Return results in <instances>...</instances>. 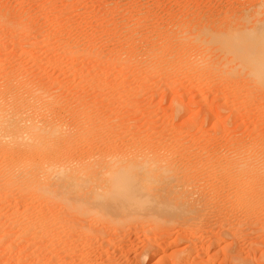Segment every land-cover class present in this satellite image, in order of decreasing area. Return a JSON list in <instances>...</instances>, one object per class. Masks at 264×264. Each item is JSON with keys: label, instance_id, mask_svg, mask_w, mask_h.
I'll return each instance as SVG.
<instances>
[{"label": "rangeland", "instance_id": "obj_1", "mask_svg": "<svg viewBox=\"0 0 264 264\" xmlns=\"http://www.w3.org/2000/svg\"><path fill=\"white\" fill-rule=\"evenodd\" d=\"M0 120V264H264V0H0ZM143 160L184 207L105 215L51 173Z\"/></svg>", "mask_w": 264, "mask_h": 264}, {"label": "bare ground", "instance_id": "obj_2", "mask_svg": "<svg viewBox=\"0 0 264 264\" xmlns=\"http://www.w3.org/2000/svg\"><path fill=\"white\" fill-rule=\"evenodd\" d=\"M245 42H246V44H249L250 46L255 45L254 43H251V41H247V40H244L243 44H245ZM240 45H242V44H240ZM240 51H241V49L237 48V47H235L233 49V52L236 56L241 55ZM25 128H26V126H25ZM14 129H15V127H14ZM31 129H32L31 130L32 134H34L36 136L34 138H36L38 141L41 140L42 138H44V136H42V134H41L40 129L38 130V128H36V127H32ZM9 132H10V134L8 136H11V137H8V138H10L9 142L18 145V143H17L18 142L17 140L19 139L17 137L18 133H16L17 134L16 135L15 134L16 131H14V130H10ZM24 138H25V136H24ZM44 142H46V141H44ZM26 146H28V145H26ZM29 148H31V147H29ZM56 149H57V145H56ZM61 149H63V148H61ZM56 151H58V150H56ZM62 158H63V156H62ZM142 159H143V157H142ZM128 161H131V160H128ZM120 162H122V161L119 160V162L114 163V165L115 164L117 165V163H120ZM42 167H44V166H42ZM55 167H53L54 169L51 170V173L55 177L54 184L55 183L58 185L61 184L60 187L63 190V191L61 190L62 192L67 191L68 194H66V195L74 196V195H78V193L79 192L81 193L83 190V197L85 195H86V197H88V196L91 197L92 205L93 206L95 205L93 207V209L96 211L99 208L100 209L103 208L105 210L104 211L105 215L107 213V214H110V216H114V215H118V214L122 213V214H125V215H123L125 217L126 215L128 216V215H131L132 213H134V215H136V213H139V215H141L140 218H142V217H151V218L152 217H159L162 219L161 215H163L165 213V211L170 212L172 208L174 209L177 206V205L173 206L172 205L173 203L172 204L170 203L172 206V207H170L169 203H168V206L165 203L171 202L172 200L176 201V199H178L177 201H180V204H182L180 206L184 207L183 204H185L184 201H186V200L183 201V199H185V198L182 197L183 195L181 193L178 194V198H175V194H177V193H175L174 191L181 192L182 190L181 191H179V190H180V188H182V186L184 184V183L182 184V183L176 182V181L181 182L180 181L181 179L179 177H177L178 175L176 176L174 173H173V175H165V173L157 165V163H149L146 160H143L142 162H139V163L128 162L125 165L122 164V166L120 165L117 167H111L108 170V176H107V173L105 174L107 178L105 177L104 181H101V183H99V184L91 182L92 179L90 178V174L86 173L85 171H81V170L77 171V169H74L71 167L65 168V166L64 167L60 166V167H56V168ZM43 170H45V169H43ZM30 185H32V184L30 183ZM59 191L55 192V193H59ZM179 196H181V199ZM62 197H63V195H62ZM67 198H68V196H67ZM83 201H81L79 204L81 207H85V204H87V203H85L86 202L85 200H83ZM91 202H90V204H87V209L92 206ZM75 204L78 205L77 203H75ZM115 207H117L118 208L117 211L119 210L120 212L119 211L116 212ZM166 207H168L169 209ZM84 209L82 210L83 212H84ZM121 210H122V212H121ZM85 211H86V209H85ZM141 212H142V214H141ZM103 215H102V217H103ZM105 215H104V218H105ZM110 216H108L107 218H109ZM120 216H121V214H120ZM136 216H138V215H136ZM157 230H159V229H157Z\"/></svg>", "mask_w": 264, "mask_h": 264}]
</instances>
